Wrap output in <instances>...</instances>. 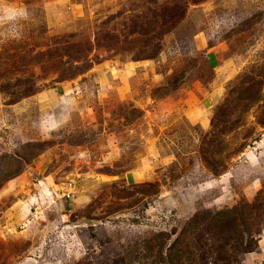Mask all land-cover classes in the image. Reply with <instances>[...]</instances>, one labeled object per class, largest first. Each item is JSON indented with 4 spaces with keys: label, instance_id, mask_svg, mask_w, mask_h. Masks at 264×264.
<instances>
[{
    "label": "rangeland",
    "instance_id": "1",
    "mask_svg": "<svg viewBox=\"0 0 264 264\" xmlns=\"http://www.w3.org/2000/svg\"><path fill=\"white\" fill-rule=\"evenodd\" d=\"M241 206L264 264V0H0V264H215Z\"/></svg>",
    "mask_w": 264,
    "mask_h": 264
},
{
    "label": "trees",
    "instance_id": "2",
    "mask_svg": "<svg viewBox=\"0 0 264 264\" xmlns=\"http://www.w3.org/2000/svg\"><path fill=\"white\" fill-rule=\"evenodd\" d=\"M243 209L244 206H241L240 209L234 207L230 210L218 212L216 216L212 218L215 225L213 231L216 235L215 239L217 243L221 244L217 247L214 257L211 258L213 262L215 261V264H229L231 262V256H227L222 247L229 244L230 242L239 240L241 238L240 236H242V233H247L248 230L245 227L243 221L244 219L241 214ZM238 220H240V224H237ZM193 226V221L188 222L182 229L181 233L175 236L171 246L169 247L172 259L177 258V254L180 256L185 255L187 260L193 258L194 255L190 251L189 243L185 242V237H187V233L190 232V229ZM246 245V242L241 241V243L238 246L236 245L234 249L236 248L237 251L243 253L246 251ZM177 246L179 247V250H177Z\"/></svg>",
    "mask_w": 264,
    "mask_h": 264
},
{
    "label": "built area",
    "instance_id": "3",
    "mask_svg": "<svg viewBox=\"0 0 264 264\" xmlns=\"http://www.w3.org/2000/svg\"><path fill=\"white\" fill-rule=\"evenodd\" d=\"M70 191H71V184L68 183V185H66V188H65V194H63L64 197L68 198L70 195Z\"/></svg>",
    "mask_w": 264,
    "mask_h": 264
}]
</instances>
